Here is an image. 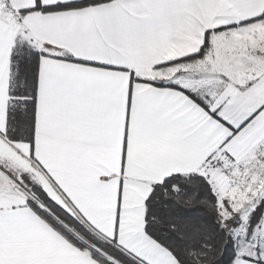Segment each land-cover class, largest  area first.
<instances>
[{
	"label": "snow or ice",
	"instance_id": "6c2138e0",
	"mask_svg": "<svg viewBox=\"0 0 264 264\" xmlns=\"http://www.w3.org/2000/svg\"><path fill=\"white\" fill-rule=\"evenodd\" d=\"M258 26L264 0H0V264H264Z\"/></svg>",
	"mask_w": 264,
	"mask_h": 264
},
{
	"label": "crops",
	"instance_id": "0c3cea01",
	"mask_svg": "<svg viewBox=\"0 0 264 264\" xmlns=\"http://www.w3.org/2000/svg\"><path fill=\"white\" fill-rule=\"evenodd\" d=\"M202 35V34H201ZM258 41H264V27L258 26L257 30H256V34L255 37L254 35H237L234 37V46L238 47L239 49H248V48H255L258 46ZM197 41L195 40H190L188 45L181 48L179 50L178 53L176 54H183L186 51H192L195 50V47L198 46ZM259 60V58H258ZM248 61H246L247 63ZM256 63V62H253ZM260 67L262 69H264V62H260ZM0 126H2V117H0ZM20 151L23 154V158L24 160H28V156H27V151H28V146L27 145H20ZM12 155H16V153L13 151ZM40 159H41V163L45 164V167H47V158H46V154H40ZM118 162H119V157H118V153L116 155V163L118 166ZM31 164L35 165L34 171H36V174L38 176H40L41 180L43 181V183L45 184V186L50 190V194L51 195H56V191H55V186L52 185L51 181L48 180L47 176L43 173V171L40 169V165L36 164L35 161H30ZM90 220H92L91 217H89ZM92 223L95 224V226L97 228H99L101 231H105L107 230L110 234V228H111V223L110 221L107 220H99V222L97 220H92ZM86 227H89L88 224H85Z\"/></svg>",
	"mask_w": 264,
	"mask_h": 264
},
{
	"label": "trees",
	"instance_id": "16d2710c",
	"mask_svg": "<svg viewBox=\"0 0 264 264\" xmlns=\"http://www.w3.org/2000/svg\"><path fill=\"white\" fill-rule=\"evenodd\" d=\"M86 227V226H85Z\"/></svg>",
	"mask_w": 264,
	"mask_h": 264
}]
</instances>
